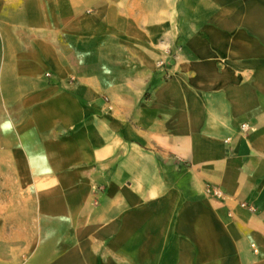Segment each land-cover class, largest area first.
<instances>
[{"label": "crops", "instance_id": "0c3cea01", "mask_svg": "<svg viewBox=\"0 0 264 264\" xmlns=\"http://www.w3.org/2000/svg\"><path fill=\"white\" fill-rule=\"evenodd\" d=\"M0 188V264H264V0H0Z\"/></svg>", "mask_w": 264, "mask_h": 264}, {"label": "rangeland", "instance_id": "374dc122", "mask_svg": "<svg viewBox=\"0 0 264 264\" xmlns=\"http://www.w3.org/2000/svg\"><path fill=\"white\" fill-rule=\"evenodd\" d=\"M6 197H5V194L3 193V190L1 191V188H0V200H5Z\"/></svg>", "mask_w": 264, "mask_h": 264}, {"label": "built area", "instance_id": "2783aa9c", "mask_svg": "<svg viewBox=\"0 0 264 264\" xmlns=\"http://www.w3.org/2000/svg\"><path fill=\"white\" fill-rule=\"evenodd\" d=\"M242 128L244 129L245 128V125H242Z\"/></svg>", "mask_w": 264, "mask_h": 264}]
</instances>
